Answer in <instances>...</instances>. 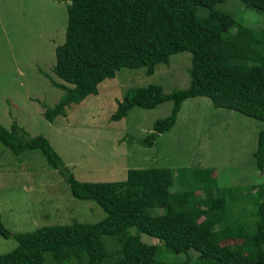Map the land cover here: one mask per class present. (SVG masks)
Returning a JSON list of instances; mask_svg holds the SVG:
<instances>
[{
    "label": "trees",
    "instance_id": "trees-1",
    "mask_svg": "<svg viewBox=\"0 0 264 264\" xmlns=\"http://www.w3.org/2000/svg\"><path fill=\"white\" fill-rule=\"evenodd\" d=\"M69 1L52 66V73L69 86L55 84L62 93L44 108L45 119L64 116L66 106L96 94L98 83L121 68L142 67L150 75L171 54L186 51L187 87L167 93L154 83L129 87L116 101L111 120H121L134 107L152 109L170 101V113L157 118L138 141L150 147L174 126L185 99L205 96L215 107L262 121L253 157L256 167L264 169L263 31L214 9L225 0ZM241 1L264 11V0ZM200 7L205 14L198 13ZM0 141L17 155L39 150L72 197L92 200L104 212L95 222L13 233L0 220V236L16 241L0 253V264H44V259L50 264H264V182L220 186L202 167L177 168L174 178L182 187L175 190L169 189L173 179L164 167L129 168L117 181H79L44 135L30 136L12 121L9 128L0 124ZM140 234L180 258L160 259L157 247L143 242ZM229 239L238 242L221 244Z\"/></svg>",
    "mask_w": 264,
    "mask_h": 264
},
{
    "label": "rangeland",
    "instance_id": "rangeland-1",
    "mask_svg": "<svg viewBox=\"0 0 264 264\" xmlns=\"http://www.w3.org/2000/svg\"><path fill=\"white\" fill-rule=\"evenodd\" d=\"M68 2L0 0V124L9 128L15 121L30 136L47 137L79 181H117L125 178L129 168L164 167L166 177L173 179L169 189L175 190L182 187L180 179L174 178L177 168L202 167L210 169L220 186L264 182V169L256 167L253 157L262 121L215 107L205 96L185 99L174 126L150 147L138 141L157 118L170 113V101L152 109L134 107L121 120H111L116 101L129 87L154 83L165 93L187 87L190 55L186 51L171 54L150 75L142 67L121 68L98 83L96 94L66 106L64 116L51 122L45 119L44 108L62 93L55 84L69 86L52 73ZM214 9L264 32V11L241 0H225ZM198 13L205 14L206 9L200 7ZM45 160L39 150L17 155L0 141V220L5 228L13 233L42 225L95 222L104 216L94 201L72 197L63 178ZM140 239L154 244L160 259L181 256L164 252L155 238L140 234ZM235 242L229 239L221 244ZM15 245L13 238L0 236V253ZM107 245L109 250L114 248L110 242ZM44 264L50 263L44 259Z\"/></svg>",
    "mask_w": 264,
    "mask_h": 264
},
{
    "label": "water",
    "instance_id": "water-1",
    "mask_svg": "<svg viewBox=\"0 0 264 264\" xmlns=\"http://www.w3.org/2000/svg\"><path fill=\"white\" fill-rule=\"evenodd\" d=\"M70 2V1H69Z\"/></svg>",
    "mask_w": 264,
    "mask_h": 264
}]
</instances>
